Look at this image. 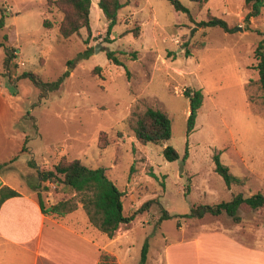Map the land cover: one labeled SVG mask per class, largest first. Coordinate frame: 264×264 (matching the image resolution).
I'll return each instance as SVG.
<instances>
[{
  "label": "rangeland",
  "instance_id": "1",
  "mask_svg": "<svg viewBox=\"0 0 264 264\" xmlns=\"http://www.w3.org/2000/svg\"><path fill=\"white\" fill-rule=\"evenodd\" d=\"M122 1L126 5L111 34L99 0H92L91 35L82 28L60 41L64 12L57 0H0L6 14L0 43L13 48L6 67V49L0 46V124L6 128L2 157L9 159L21 147L13 138L6 139V134L24 131L27 136L26 151L13 160L14 166L11 161L0 167V173L24 190L35 187L50 205L73 198L74 193L60 182L40 180L39 171L54 169L63 159H78L89 167L107 168L109 178L125 192V214L157 199L174 217L158 225L161 206L156 202L136 216L130 229L122 228L121 239L109 247L122 264H140L147 239L146 264H166L171 243L203 234L221 236V232L264 252V208H241L238 223L227 213L185 216L194 204L229 201L240 192L246 196L264 193V96L254 58L262 38L258 30L264 32V9L248 24L244 0L203 4L180 0L190 9L192 21L169 0ZM209 14L225 19L233 31L199 26L197 22ZM46 19L51 26H44ZM134 29L138 36L124 35ZM88 47L91 54L83 56ZM108 51H114L124 66L110 60ZM24 71H34L46 82L66 71L69 76L41 99L39 87L30 78L19 77ZM187 87L204 93L190 134ZM147 107L170 116L172 136L165 144L178 150V160L165 159V144L144 145L137 140L134 125ZM103 139L112 142L104 149L100 147ZM219 152L234 174L248 178L245 185H226L215 171L214 154ZM69 219L90 225L81 204ZM92 228L103 240L106 235ZM107 264L117 263L109 260Z\"/></svg>",
  "mask_w": 264,
  "mask_h": 264
},
{
  "label": "trees",
  "instance_id": "2",
  "mask_svg": "<svg viewBox=\"0 0 264 264\" xmlns=\"http://www.w3.org/2000/svg\"><path fill=\"white\" fill-rule=\"evenodd\" d=\"M177 11L187 14L189 19L194 20L190 9L184 5L180 0H169ZM203 4L207 0H192ZM58 7L64 12V18L59 25L58 39L60 41L69 39L74 34H78L82 28H87L89 36L91 35V7L92 0H57ZM126 4L122 0H99V6L109 21L107 33L111 34L113 26L118 22L119 11ZM264 7V0H244L243 11H245L244 21L250 23L252 18L259 17ZM1 11V9H0ZM197 24L201 27H220L226 32L233 31V27L223 18L209 14L205 20L198 21ZM6 25V14L1 11L0 15V29ZM44 26H51V22L47 19L44 20ZM250 28V27H249ZM133 32L135 36L139 35L138 29L126 30L124 35ZM262 38L257 43L254 50V58L257 60L255 68L258 70L259 78L257 84L263 92L264 96V32L258 30ZM8 39V36H4ZM0 46L5 47L6 57L4 60L7 67L13 58L11 47L6 44L0 43ZM92 48L88 47L83 53V56H89ZM187 56L191 55V50H186ZM107 55L110 60L119 66H124L123 61L115 54L114 51H108ZM69 76L66 71L61 74L57 80L46 82L42 77L34 71H24L19 77H28L40 89V98L43 99L47 96V91L59 89L64 83L65 79ZM18 77V78H19ZM185 95L189 98L190 114L187 119V133L190 134L195 127L196 119L198 117L199 109L203 105L204 93L202 89H195L187 87L184 91ZM134 132L137 140L144 145L155 144L164 146L172 136V120L167 112L154 107H147L141 112L135 122ZM27 139V138H26ZM109 139L100 140V147L107 148L111 145ZM27 140L21 152L26 151ZM163 156L166 160L175 161L180 158V153L172 144H165L162 150ZM188 156V149L184 158ZM16 158V157H15ZM15 158L8 162L0 164V167L7 165ZM215 171L218 172L224 179L226 185L231 188L233 185H245L248 178L240 177L232 172L230 167L225 164L221 159V154H214ZM40 180H52L60 182L64 186L73 191V198L64 197L58 202L46 205L42 199L41 193L38 191L39 203L43 213L55 215L56 217H63L76 209L81 204L82 209L85 211L89 223L104 233L107 237L113 238L121 228L130 229L133 221L140 213L148 211L153 203L160 202L157 199H150L143 203L134 213L125 214L123 206V197L125 192L120 189L116 183L109 178L107 168L105 167H89L78 159L61 160L51 170H40ZM190 185L187 186L186 193ZM18 195V193L7 186L0 188V207L2 203L11 196ZM161 215L158 219V225L166 219H171L174 215L161 204ZM243 207L252 209L264 208V193L258 192L252 195H244L238 193L233 195L229 201H222L215 204H194L191 212L185 216L190 218H203L205 215L210 214L219 216L227 213L231 216L236 223L241 221L238 214L239 210ZM180 225V224H179ZM149 240L147 239L141 254L140 264H146L149 253ZM111 260L116 263V258L107 253L102 252L100 255L99 264L106 263Z\"/></svg>",
  "mask_w": 264,
  "mask_h": 264
},
{
  "label": "crops",
  "instance_id": "3",
  "mask_svg": "<svg viewBox=\"0 0 264 264\" xmlns=\"http://www.w3.org/2000/svg\"><path fill=\"white\" fill-rule=\"evenodd\" d=\"M5 129L0 124V163L20 157L27 138L24 131L6 134V139L13 138L21 147L4 159L1 139ZM0 179V188L7 186L18 193L0 207V264H99L102 252L113 255L116 263L122 264L117 253L109 248L123 236L122 228L115 237L104 236L102 240L97 233L93 234L88 222L70 220V213L63 217L43 213L35 187L24 190L1 173ZM221 233L171 243L166 250V264H264L263 251Z\"/></svg>",
  "mask_w": 264,
  "mask_h": 264
},
{
  "label": "water",
  "instance_id": "4",
  "mask_svg": "<svg viewBox=\"0 0 264 264\" xmlns=\"http://www.w3.org/2000/svg\"><path fill=\"white\" fill-rule=\"evenodd\" d=\"M96 50H98V47L96 48ZM2 184V180L0 179V185Z\"/></svg>",
  "mask_w": 264,
  "mask_h": 264
}]
</instances>
